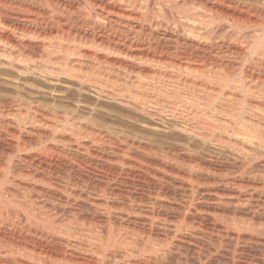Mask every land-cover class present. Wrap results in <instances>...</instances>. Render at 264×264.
Wrapping results in <instances>:
<instances>
[{
  "label": "bare ground",
  "instance_id": "obj_1",
  "mask_svg": "<svg viewBox=\"0 0 264 264\" xmlns=\"http://www.w3.org/2000/svg\"><path fill=\"white\" fill-rule=\"evenodd\" d=\"M0 264H264V0H0Z\"/></svg>",
  "mask_w": 264,
  "mask_h": 264
},
{
  "label": "rangeland",
  "instance_id": "obj_2",
  "mask_svg": "<svg viewBox=\"0 0 264 264\" xmlns=\"http://www.w3.org/2000/svg\"><path fill=\"white\" fill-rule=\"evenodd\" d=\"M151 137L155 138L156 136H153V135H152Z\"/></svg>",
  "mask_w": 264,
  "mask_h": 264
}]
</instances>
